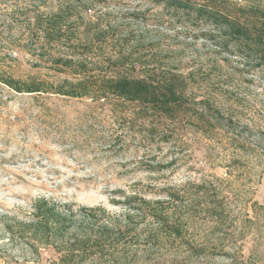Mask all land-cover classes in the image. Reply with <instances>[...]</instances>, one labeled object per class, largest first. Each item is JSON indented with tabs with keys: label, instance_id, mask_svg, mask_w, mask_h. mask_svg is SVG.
I'll return each mask as SVG.
<instances>
[{
	"label": "rangeland",
	"instance_id": "374dc122",
	"mask_svg": "<svg viewBox=\"0 0 264 264\" xmlns=\"http://www.w3.org/2000/svg\"><path fill=\"white\" fill-rule=\"evenodd\" d=\"M68 1L64 24L78 43L76 51L86 52L79 43L85 30L110 26L107 37L89 49L105 62L101 75L193 73L188 101L208 98L210 122L189 111L170 123L168 140H161L133 122L132 103L18 93L0 83V264L56 259L52 247L35 255L4 233L35 199L119 212L124 198L135 194L163 201L177 197L171 205L178 206L188 230L163 249L160 260L166 264H264V208L254 206L264 204V69L244 68L202 36L208 25L192 23L155 0H106L91 11L83 8L90 0ZM58 5L59 0H0L1 72L23 79L73 78L59 73L55 63L70 42L44 44L29 24L34 11ZM10 41L17 47L7 48ZM119 56L127 59L124 66H107ZM213 109L221 111L222 124L211 118ZM219 201L224 213L217 220L204 209ZM191 245L207 252L193 256Z\"/></svg>",
	"mask_w": 264,
	"mask_h": 264
},
{
	"label": "trees",
	"instance_id": "16d2710c",
	"mask_svg": "<svg viewBox=\"0 0 264 264\" xmlns=\"http://www.w3.org/2000/svg\"><path fill=\"white\" fill-rule=\"evenodd\" d=\"M105 1L90 0L91 7L85 3L83 8L91 11L92 6ZM155 2L181 12L192 23L208 25L202 36L212 40L219 51L236 56L244 68L264 69V0ZM69 8L70 1L59 0L54 11H34L29 24H32L36 39L44 41V44L70 42V48L60 52L55 63L59 66L56 69L59 73L68 71L73 78L48 81L30 76L23 79L0 70V83L18 93L46 92L90 97L103 102L117 98L132 103L136 106L133 122L137 120L149 135L154 138L156 134L161 140H168L170 123L178 122L189 111L194 110L198 121L210 122L209 118L205 119L210 116L209 109L212 108L208 98L192 104L188 101L187 88L193 73L185 75L154 69L146 75H133L128 71L101 75L98 70L105 62L95 55L91 56L89 49L107 37L110 26L85 30L79 43H84L86 52H78V43H72L69 28L64 24ZM101 17L98 16V22ZM186 30L196 32L190 25L186 26ZM30 40L35 41L33 37ZM6 44L9 49L17 47L11 41ZM123 58H109L107 66L109 63L115 67L124 66L127 59ZM137 63H133L134 71L139 66ZM213 110L211 112L216 115L212 114L211 118L222 124L221 111ZM173 196L170 195L169 201H163L129 195L124 198L119 212L102 205L75 207L43 196L31 203L25 217H13L14 224L8 225L4 233L9 236V241H21L35 255L39 254L41 247H52L56 255L53 264H166L160 260L165 254L163 249L172 241L183 240L188 230L178 206L171 205L177 200ZM254 206L264 208V204L255 203ZM204 210L218 215L217 220L221 219L223 201L215 205L207 204ZM205 252V247L190 246L189 253L193 256Z\"/></svg>",
	"mask_w": 264,
	"mask_h": 264
}]
</instances>
